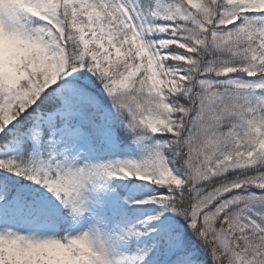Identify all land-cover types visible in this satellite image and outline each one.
<instances>
[{
  "label": "snow or ice",
  "instance_id": "6c2138e0",
  "mask_svg": "<svg viewBox=\"0 0 264 264\" xmlns=\"http://www.w3.org/2000/svg\"><path fill=\"white\" fill-rule=\"evenodd\" d=\"M0 264H264V0H0Z\"/></svg>",
  "mask_w": 264,
  "mask_h": 264
}]
</instances>
